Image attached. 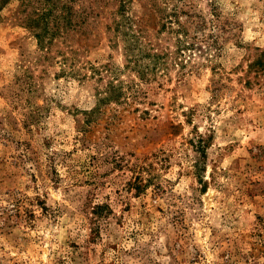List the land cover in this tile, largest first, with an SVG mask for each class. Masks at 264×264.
<instances>
[{
  "label": "rangeland",
  "instance_id": "obj_1",
  "mask_svg": "<svg viewBox=\"0 0 264 264\" xmlns=\"http://www.w3.org/2000/svg\"><path fill=\"white\" fill-rule=\"evenodd\" d=\"M0 4V264H264V0ZM164 16L198 45L142 79Z\"/></svg>",
  "mask_w": 264,
  "mask_h": 264
},
{
  "label": "trees",
  "instance_id": "obj_2",
  "mask_svg": "<svg viewBox=\"0 0 264 264\" xmlns=\"http://www.w3.org/2000/svg\"><path fill=\"white\" fill-rule=\"evenodd\" d=\"M5 1L6 0H2L3 3ZM47 5L48 6L39 8L40 10H33L25 19L28 28L35 31V35L39 41H42L47 34H53L59 26V22L57 21L59 18L51 16L53 15L51 14L53 6L49 5V3H47ZM1 6L2 4H0V7ZM47 15L48 17L51 16L49 20H46ZM51 21L52 23L55 21L57 22L50 26ZM175 21L177 22L173 23L171 17L167 18L164 16V20H159L158 27H153L156 31L152 33L148 32L145 28V23L139 20V22H134L135 28L127 33V36L131 38L128 48L131 52H135L132 56L127 57V65L131 64L136 67L135 70H137L142 79H148L149 76L158 73L159 70H161V73L164 72L170 64L177 65L182 63L179 58L185 57V50L187 51L190 48L197 47V41L186 42V39L183 38V34H187L184 25L177 19H175ZM175 23L177 24L176 28L173 27ZM164 30H167L168 33L166 37L161 34ZM173 32L175 35L172 43L163 41L167 40V37L171 39ZM193 37L199 40L195 35ZM170 45L174 47L172 50H170ZM145 59L147 62H143ZM108 85L109 96L117 99L120 95L118 87L112 82ZM115 90L117 92H115Z\"/></svg>",
  "mask_w": 264,
  "mask_h": 264
}]
</instances>
